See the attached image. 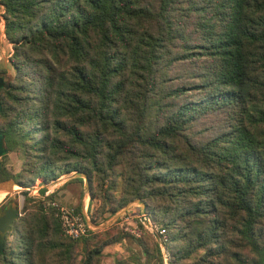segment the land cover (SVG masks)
<instances>
[{"label": "trees", "instance_id": "trees-1", "mask_svg": "<svg viewBox=\"0 0 264 264\" xmlns=\"http://www.w3.org/2000/svg\"><path fill=\"white\" fill-rule=\"evenodd\" d=\"M0 19V182L82 174L91 224L140 200L165 232L71 239L27 198L0 264H102L125 241L114 264H264V0H0Z\"/></svg>", "mask_w": 264, "mask_h": 264}, {"label": "rangeland", "instance_id": "rangeland-1", "mask_svg": "<svg viewBox=\"0 0 264 264\" xmlns=\"http://www.w3.org/2000/svg\"><path fill=\"white\" fill-rule=\"evenodd\" d=\"M12 53V47L9 43H7L5 38L3 20L0 19V87L6 86L8 82H10L14 77V72L10 66V57H12ZM4 162L11 174L17 175L21 172L23 161L18 154L7 153L6 157L4 158ZM59 174L60 176L55 180L45 181L43 178L35 180L26 189L28 191L26 197L21 194V191H23L22 189H16L14 190L16 192L13 193H7V190H2L0 193V203H17L20 213L19 218H21L23 216V205L25 204L27 198L31 199V203L33 204H38L42 201L44 209H49L46 206L47 202L49 201H55L60 206L75 208L76 206L83 205L87 198L89 200V184L88 182L87 184L85 183L82 176L79 174L76 175V173L63 174L60 172ZM77 178H81L82 181L80 182L76 180ZM42 180L47 187V192H45V196L40 197L38 195V190L40 187H43L42 185L39 186ZM48 196H52V199L46 200ZM88 205L89 206L87 209L89 212H91L94 208V205L90 202ZM142 210L143 209L140 204L129 203L127 206L117 211L113 216L109 217L99 225H96L97 227L94 225V230L100 231L106 227H109L110 225H113L114 222L118 220L115 224L116 227H118L120 230L123 229V231L127 232L129 235L138 237V235H140L141 228L138 226L136 220L138 219L140 213H142ZM143 222L147 223V220L143 218ZM7 234L8 233L5 234V237ZM6 240L8 243H13L14 234L9 233ZM128 241L130 240L128 239ZM128 246L133 248L135 251H140L139 247L132 241H125L120 245H111V247L108 246L107 248L103 249L101 263L114 264L116 259L124 258L127 256L126 247ZM162 250L165 254L164 249Z\"/></svg>", "mask_w": 264, "mask_h": 264}, {"label": "built area", "instance_id": "built-area-1", "mask_svg": "<svg viewBox=\"0 0 264 264\" xmlns=\"http://www.w3.org/2000/svg\"><path fill=\"white\" fill-rule=\"evenodd\" d=\"M46 206L54 211V214L59 219L61 228L66 237L77 239L87 236L90 230H94L89 225L86 202L84 203L80 213H77L74 208L60 206L55 201L47 202ZM143 218L147 220V223L149 224L148 227L144 224ZM138 220L150 233L155 232L158 237L165 235L163 229L154 226L150 222L147 213L145 215L140 213Z\"/></svg>", "mask_w": 264, "mask_h": 264}, {"label": "water", "instance_id": "water-1", "mask_svg": "<svg viewBox=\"0 0 264 264\" xmlns=\"http://www.w3.org/2000/svg\"><path fill=\"white\" fill-rule=\"evenodd\" d=\"M1 108V107H0ZM6 149L3 146V142H2V137L0 135V157L6 153ZM77 175V173H76ZM81 176L84 178L85 183L87 184V178L81 174ZM43 186L40 187L38 190V195L40 197L45 196V192H47V187L45 186V183L43 182V180L41 181V184L39 186ZM18 187L19 189L24 190L21 186H19L14 180H5V181H1L0 182V190H7V193H13L16 192L14 191L12 188L13 187ZM131 203H137L140 204L142 206V213L143 215L146 214V205L140 201V200H136L134 202ZM130 203V204H131ZM20 217V213H19V206L17 203L11 202V203H7L4 208H0V254L3 253V244H4V240H5V234L10 230V226L13 224L14 221H16L18 218ZM147 217V216H145ZM147 227L149 226L148 223H144ZM89 225L90 227H92L94 229V225L90 223L89 221ZM97 227V226H96ZM152 235L154 236V238L158 241L159 237L155 232H152ZM167 264V262H166Z\"/></svg>", "mask_w": 264, "mask_h": 264}, {"label": "crops", "instance_id": "crops-1", "mask_svg": "<svg viewBox=\"0 0 264 264\" xmlns=\"http://www.w3.org/2000/svg\"><path fill=\"white\" fill-rule=\"evenodd\" d=\"M85 202H86V206H87V208H88V198L86 199ZM83 205H84V204H83ZM83 205L80 206V209H81V210H82ZM113 246H114V245H113ZM107 247H108V246H107ZM107 247H106V248H107ZM109 247H111V246H109Z\"/></svg>", "mask_w": 264, "mask_h": 264}, {"label": "flooded vegetation", "instance_id": "flooded-vegetation-1", "mask_svg": "<svg viewBox=\"0 0 264 264\" xmlns=\"http://www.w3.org/2000/svg\"><path fill=\"white\" fill-rule=\"evenodd\" d=\"M7 203H0V208H4V206L6 205ZM12 226V225H11ZM10 226V228H11ZM10 231V230H9ZM8 233V232H7Z\"/></svg>", "mask_w": 264, "mask_h": 264}, {"label": "bare ground", "instance_id": "bare-ground-1", "mask_svg": "<svg viewBox=\"0 0 264 264\" xmlns=\"http://www.w3.org/2000/svg\"><path fill=\"white\" fill-rule=\"evenodd\" d=\"M19 189L18 187H13V190ZM2 192V190H0V193Z\"/></svg>", "mask_w": 264, "mask_h": 264}]
</instances>
